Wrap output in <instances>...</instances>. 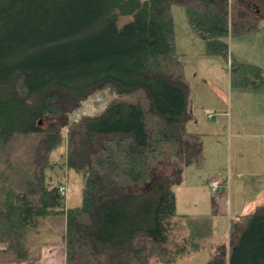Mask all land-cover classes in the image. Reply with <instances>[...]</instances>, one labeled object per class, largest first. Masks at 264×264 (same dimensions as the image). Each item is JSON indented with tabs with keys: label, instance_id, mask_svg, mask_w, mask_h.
<instances>
[{
	"label": "trees",
	"instance_id": "16d2710c",
	"mask_svg": "<svg viewBox=\"0 0 264 264\" xmlns=\"http://www.w3.org/2000/svg\"><path fill=\"white\" fill-rule=\"evenodd\" d=\"M174 4L233 84L263 86V67L229 50L261 19L247 0H0V250L10 260L31 257L29 237L56 217L65 264H176L196 251L207 264H264V204L229 217L227 242L211 240L209 215L174 218V186L203 159L201 135L185 126ZM119 16L131 20L118 27ZM99 91L103 108L69 117ZM63 140V164L81 177V202L66 207L46 172Z\"/></svg>",
	"mask_w": 264,
	"mask_h": 264
},
{
	"label": "rangeland",
	"instance_id": "374dc122",
	"mask_svg": "<svg viewBox=\"0 0 264 264\" xmlns=\"http://www.w3.org/2000/svg\"><path fill=\"white\" fill-rule=\"evenodd\" d=\"M247 1L258 7L261 19L254 32L231 35L229 37L230 53H234L236 57L244 61L256 62L257 65L259 64L264 69V0ZM171 13L175 27L176 50L183 63L184 75L189 82L190 90L188 97L190 100V108L193 107L195 112L197 111L198 114L202 115H204L203 109L206 105L214 106V108L217 109L226 108L232 111L233 117L236 108L239 106L243 109L244 114L248 116L247 118H249L252 115H250L251 113L248 110L253 109L252 103L254 101H258L257 106L264 112V85L254 87L253 90H251L233 84L230 80L228 63L218 54H205L204 41L200 37L194 35L190 30L184 6L178 4L172 5ZM130 20L131 16H119L117 19V26L121 27ZM208 76L210 80H213L212 82H215V84L223 90L220 97H217L215 94L216 92L214 93L212 89H210V84L205 82L203 77ZM108 98L109 95L107 92H95L83 100L79 109L73 111L69 117L77 118L81 114L100 110L105 105ZM214 108L212 107L209 110L218 117L219 115H216ZM260 108L258 110H260ZM227 116L228 115H224L225 120ZM220 125L218 130L222 128ZM192 128H194L192 122L186 125V129L190 130ZM64 157L65 143L63 140L62 143L51 152L50 158L53 165L47 168L46 172L53 176V181L56 184L62 183L67 185V192L63 196V206L66 207L80 204L81 177L74 169H67L65 167L63 164ZM187 186L186 184L174 186L177 188L178 197V206L174 218L180 220L184 213H208L212 216L214 221V230L211 240L219 243L227 242L229 227H227V218L224 216V207H208L209 196L204 191L200 194L201 202L199 205L202 207H190L191 205H188L189 195ZM250 208L252 207H248V210ZM57 218L60 220V217ZM54 219L50 217L45 218V222H42L38 228V230H40L39 235H31L29 237V241L31 240L33 243L31 246V253L38 251L37 249H39L41 243L49 239V230L56 220ZM3 246L4 245L0 242V248ZM193 255L194 256H187V258H184L180 264H207L209 256L208 251H197L196 254Z\"/></svg>",
	"mask_w": 264,
	"mask_h": 264
},
{
	"label": "crops",
	"instance_id": "0c3cea01",
	"mask_svg": "<svg viewBox=\"0 0 264 264\" xmlns=\"http://www.w3.org/2000/svg\"><path fill=\"white\" fill-rule=\"evenodd\" d=\"M232 55L235 56L234 53ZM203 78L207 84H210V89L216 92V96L220 97L223 90L212 82L209 76ZM246 88L253 90L254 87ZM252 105L253 109L248 110L252 115L249 118L239 106L233 117L232 111L226 108L217 109L206 105L203 109L204 115H202L191 107L193 117L186 122V125L192 122L194 126L189 131L201 135L203 159L200 164L186 165L183 178L176 185L186 184L187 186L188 184V205H191L190 207H202L199 203L201 202L200 194L203 191L209 196L208 207H224L227 227H229L230 216L247 212L248 207H252L249 209L252 210L264 204V112L257 106L258 101H254ZM212 107L216 115H219L218 117L209 110ZM224 115H228L226 120ZM219 125L222 127L220 130H218ZM212 179L220 181L215 190L210 187ZM175 187L177 208L178 197ZM192 215L209 214L199 212ZM53 223L49 230V239L44 240L37 249L38 251L32 253L31 257L12 261L4 250H0V264H65L64 223L63 220ZM213 230L212 218V233ZM196 252L185 254L176 264H180L187 256H194Z\"/></svg>",
	"mask_w": 264,
	"mask_h": 264
},
{
	"label": "built area",
	"instance_id": "2783aa9c",
	"mask_svg": "<svg viewBox=\"0 0 264 264\" xmlns=\"http://www.w3.org/2000/svg\"><path fill=\"white\" fill-rule=\"evenodd\" d=\"M103 108V107H102ZM74 118V117H73ZM219 183H220V181L218 180V179H212L211 181H210V187H211V189L212 190H215V189H217L218 188V186H219ZM67 185L66 184H61V185H59V192L62 194V195H65L66 194V192H67Z\"/></svg>",
	"mask_w": 264,
	"mask_h": 264
}]
</instances>
